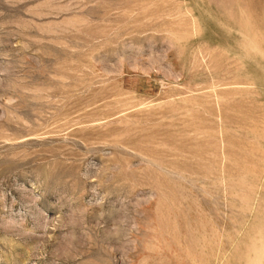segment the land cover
Instances as JSON below:
<instances>
[{"label": "rangeland", "instance_id": "374dc122", "mask_svg": "<svg viewBox=\"0 0 264 264\" xmlns=\"http://www.w3.org/2000/svg\"><path fill=\"white\" fill-rule=\"evenodd\" d=\"M0 264H264V0H0Z\"/></svg>", "mask_w": 264, "mask_h": 264}]
</instances>
